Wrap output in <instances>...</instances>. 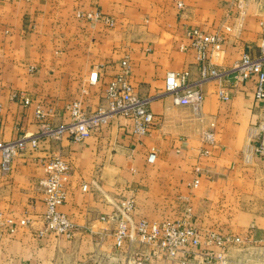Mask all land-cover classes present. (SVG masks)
<instances>
[{
	"label": "crops",
	"instance_id": "crops-1",
	"mask_svg": "<svg viewBox=\"0 0 264 264\" xmlns=\"http://www.w3.org/2000/svg\"><path fill=\"white\" fill-rule=\"evenodd\" d=\"M95 9L116 25L78 18ZM192 28L223 33L224 48L212 63L227 70L244 54L260 56L264 0H244L241 8L235 0H0V144L31 139L44 123H70L73 102L81 101L87 114L105 107V85L126 58L135 93L149 98L158 115L139 139L130 134L131 121L116 116L81 143L67 134L43 138L36 148L28 143L9 173L0 170V219L30 220L0 235V264H116L108 217L130 190L138 213L152 220L175 217L180 198L189 199L203 228L247 235L245 246L231 250L232 264L263 260L264 159L246 156L251 129L264 124V102L255 98L254 80L234 84V73L203 79L207 65L189 48ZM93 70L99 86L89 84ZM170 72H188L191 87L205 95L200 109L177 105L166 93ZM207 133L215 145L205 142ZM56 155L71 166L61 207L75 225L71 239L37 236L45 212L38 181L43 161Z\"/></svg>",
	"mask_w": 264,
	"mask_h": 264
},
{
	"label": "built area",
	"instance_id": "built-area-1",
	"mask_svg": "<svg viewBox=\"0 0 264 264\" xmlns=\"http://www.w3.org/2000/svg\"><path fill=\"white\" fill-rule=\"evenodd\" d=\"M14 2L16 0H1ZM238 6H243L244 0H235ZM183 8V4L179 3ZM78 18L88 22H101L107 27H114V18L105 15L99 9L79 11ZM229 31L230 28H227ZM264 34V28H263ZM190 45L198 59L206 63L202 73L203 79L227 78L233 74V83L240 84L250 80L256 82L255 98L264 102V35L260 45V56L257 58L249 54L236 61L227 70H218L212 63L216 52L224 48L226 37L221 32L210 33L200 28L190 30ZM91 86L101 85L99 70H93L89 76ZM166 93L174 95V101L180 106H192L200 109L205 100L201 89L191 87L188 72H170L166 78ZM220 96L227 99L223 89ZM106 106L97 112L87 114L81 101L67 105L71 115V122L51 127L44 123L35 137L28 139L20 137L14 141L0 144L2 160L0 170L9 173L14 160L24 151L28 143L33 148L38 147L43 138H61L67 134L73 141L84 142L93 133L102 129L116 116L124 117L132 123L131 135L141 138L151 133L158 124V115L150 107V99L140 97L134 91L131 83V65L126 58L121 62V71L114 75L105 85ZM29 104V99L24 98ZM36 118L40 122L45 120L44 111L36 110ZM204 140L209 145H215L212 133H207ZM253 143L247 151V160L252 155L264 159V124L254 127L250 131ZM155 153L149 156L153 162ZM45 175L38 181V186L44 194L45 212L42 215V228L37 231L40 238L47 235L64 236L71 239L75 232V225L68 215L61 211L67 198L68 185L71 182V166L68 160L56 155L43 161ZM199 180L195 179L192 187H197ZM88 189L87 185L83 186ZM1 217V215H0ZM190 203L180 206L175 217L152 220L138 213L135 195L130 190L123 192L117 199L116 210L108 217L113 221V248L116 264H232L230 252L233 248L245 246L247 235L235 234L230 231L213 228H203L194 218ZM30 220L0 219V235L14 234L20 226L29 225ZM263 260L259 264H264ZM258 259L254 257L253 260ZM257 261V260H256Z\"/></svg>",
	"mask_w": 264,
	"mask_h": 264
},
{
	"label": "rangeland",
	"instance_id": "rangeland-1",
	"mask_svg": "<svg viewBox=\"0 0 264 264\" xmlns=\"http://www.w3.org/2000/svg\"><path fill=\"white\" fill-rule=\"evenodd\" d=\"M193 188H194V187H193ZM180 202H181L182 204H184V203H190V204L192 205L191 201H190L189 199H187V198H180Z\"/></svg>",
	"mask_w": 264,
	"mask_h": 264
}]
</instances>
